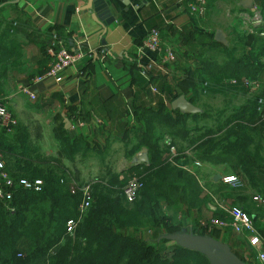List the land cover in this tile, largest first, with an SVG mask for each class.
<instances>
[{
	"label": "crops",
	"instance_id": "0c3cea01",
	"mask_svg": "<svg viewBox=\"0 0 264 264\" xmlns=\"http://www.w3.org/2000/svg\"><path fill=\"white\" fill-rule=\"evenodd\" d=\"M179 1L109 0L114 20L104 31L89 11H82L85 2L0 0V94L18 120V131L14 134L26 131L42 152L60 156L74 179L75 175L81 177L73 173L74 165L76 170L81 169L78 163L92 168L98 157L105 162L106 158L121 152L122 146L121 161L128 168L139 162L136 155L127 157L126 150L127 145L137 144L139 134L134 131L141 128V111L150 109L157 114L165 108L172 113L176 97L184 96L188 100L194 94L189 72L201 69L203 61H213L209 59L214 45L212 34L215 37L220 30L226 39L234 34V42L230 38L227 45H220L232 46L240 52L239 39L252 35L241 20L250 14L252 7L264 8V0L247 3L246 0H210L208 15L199 19ZM217 14L220 16L215 17ZM153 28L161 31L164 47L175 54L176 61L167 64L165 69L154 68L145 74L143 68L156 60V56L147 53L141 57L138 45ZM55 33L66 41L71 51H81L86 56L65 71L61 84L47 79L33 85L37 99L32 101L19 89L30 85L48 67L45 48ZM250 43H254V58L262 60L264 55L259 43L253 39ZM225 60L224 56L217 61L222 65ZM224 82L210 86V92L204 94L222 95L230 104L237 94L246 92L230 85L228 80ZM197 89L203 91L201 83ZM172 114L174 118L177 116ZM66 143L69 148L65 150ZM74 145L75 155L70 159L67 155ZM164 146L161 141L160 149ZM142 150L146 151L147 159V149ZM204 167L211 173L207 182L213 203L208 205H217L212 207L214 211L209 208L210 217L213 214L226 218L223 210L226 207L249 209L254 229L262 237L254 243L250 232L238 234L226 228L219 238H214L227 244L246 263L262 264L257 256L264 252V205L254 202L253 198L258 196L264 200V197L252 190L243 176L240 178L244 187L233 189L214 178L235 175L234 172L225 174L227 168L207 163Z\"/></svg>",
	"mask_w": 264,
	"mask_h": 264
},
{
	"label": "trees",
	"instance_id": "16d2710c",
	"mask_svg": "<svg viewBox=\"0 0 264 264\" xmlns=\"http://www.w3.org/2000/svg\"><path fill=\"white\" fill-rule=\"evenodd\" d=\"M252 39L259 43L264 55V38L246 36L243 41L239 39L240 52L223 47L226 60L222 65L217 60L203 61L201 69L189 72L194 94L188 100L193 105H197L201 95L207 94L197 89V84L208 82L210 86H220L231 78L264 75V58H254V43L249 44ZM211 40L214 45L221 46L215 41L214 34ZM47 46L45 56L48 61ZM135 67L138 69V63ZM173 112L177 115L175 118ZM172 113L165 108L157 114L150 109L141 111V128L134 131L139 134L137 144L127 145L126 155L131 157L146 148L147 162L128 168L130 176L127 179L109 173L110 179L98 180L93 186L92 206L81 219L74 236L67 234V221L78 217L81 196L71 193L72 172L59 158L42 154L40 146L30 139L26 131L15 135L19 126L12 134L0 129V150L13 178L35 180L42 176V171L37 173V177L25 175L22 168L26 162L53 169L41 179L44 183L42 191L17 190L10 201H0V264H209L200 253L165 240L158 242L161 235L158 239L140 237L137 227L141 223L137 215L141 208L132 209L131 205H124L123 200L128 202L124 188L132 177L139 178L143 184L138 191L139 205L147 204L151 211L149 195L153 190H160V184L153 181L150 173L154 169L157 177L162 178L165 172L171 171L168 170L172 166L171 157L164 156L169 148L171 151L176 146L164 142L161 150L163 136L159 131L169 127L172 138L181 137L195 152V159L213 167L223 166L235 175L243 176L251 189L264 197V118L256 109L255 97L240 109L233 108L230 114L226 112L228 115L223 120L218 119L214 127L191 128L189 118L194 115L179 110ZM64 147L65 150L69 148L67 143ZM75 148L76 145L68 158L73 159ZM164 176L168 178L171 175ZM119 191L123 197H116ZM243 211L250 216L249 209ZM216 218L226 219L221 215H216Z\"/></svg>",
	"mask_w": 264,
	"mask_h": 264
},
{
	"label": "rangeland",
	"instance_id": "374dc122",
	"mask_svg": "<svg viewBox=\"0 0 264 264\" xmlns=\"http://www.w3.org/2000/svg\"><path fill=\"white\" fill-rule=\"evenodd\" d=\"M219 17L220 15H215V17ZM224 17L226 14L223 15ZM236 36L234 34H230L229 38H231V41ZM238 40V39H237ZM238 44H240L238 42ZM241 45V44H240ZM232 46H230L231 48ZM232 49V48H231ZM224 51L225 49L223 46L219 45H213V49L210 53L211 60H222L224 58ZM261 72V71H259ZM258 73V72H257ZM259 76V77H258ZM255 79L256 81L261 80L262 81V87L260 89V94H264V75L259 74ZM246 90V89H245ZM247 92V93H246ZM246 92H242V94H237L234 98H232L230 104L226 103V100L223 99L222 95H201V100L197 103L195 106L199 112L192 113L194 115L193 117L189 118V127H196L201 128L202 127H214L215 122L218 119L223 120L222 118L230 114L231 109L233 108H241L242 106L246 105L250 99H253L255 97L252 91L246 90ZM189 97V96H188ZM193 105V104H192ZM228 109V114H226ZM225 111V113L223 112ZM183 113V112H182ZM201 113V114H200ZM191 114V113H189ZM196 130V133H198V130ZM160 134L163 136L161 139L163 142H171L175 144V152L177 155L176 158H173V154L170 151L168 154H166V158L172 157L173 160L170 159L171 165L168 167V170L171 169V171L165 172L162 176V178H158L157 174H155L156 170H152L150 173V177L153 179L154 182L160 184V190L158 191H151L150 198L152 199V203L149 207H151V211H149L147 204H140L139 205V194L133 202H126L123 200L124 205H131L132 209L141 208V212L137 215V220L141 223L139 227H137V232L139 233V236L145 239L152 238V239H158L160 235H164L167 233H172L173 231H180L182 229H186L187 231L192 230L195 234H201L211 237L219 238L221 235L222 230L220 228H207V225L209 224V221L213 218H216L215 215L212 214L210 217V211L209 208L213 210L212 207H217V205H208L209 203H213V199L210 195V188L208 185L209 181V173L208 168L204 167L205 163L202 162L199 159H195V152L192 150V148H189V145L182 140L181 137L172 138L171 136V129L169 127L167 128H160ZM170 146V145H169ZM40 152L44 155H47L48 157L52 156L53 154H47L44 150L42 152L40 147ZM122 153H123V146L121 148V152L114 153L109 158H106V161L104 162L103 158L102 161L100 157H98V161H95L92 163V168L84 165H80L78 163V167L81 168L80 170L77 169L74 165L73 173H79L81 177H78L75 175V180L80 183H88L90 181H98L101 178H108V176L114 175H122L124 179H127L130 176V173L128 171V164L125 161L122 160ZM187 155V156H185ZM60 158V156H58ZM104 158V159H105ZM61 161V160H60ZM196 161L201 162V166L194 167V163ZM26 162V161H25ZM169 162V160H168ZM182 163L184 165H190L193 166V171H195V174L188 173L182 166ZM24 167L22 168V172L25 173V175L30 177H37V173L42 171V176L36 178V179H42L44 176L48 175L51 171H53L52 168L40 164L36 165L32 162H26L24 163ZM71 165V164H69ZM220 169L225 167H219ZM69 169V168H68ZM91 169H93L94 173H91ZM99 170V174L97 173V170ZM219 169V171H220ZM226 169V168H225ZM70 170V169H69ZM109 170H113V172H110ZM207 170V171H206ZM228 170V169H227ZM228 171H223L225 174H227ZM120 172V173H118ZM205 172V173H204ZM110 173V174H109ZM108 175V176H107ZM164 175H171L168 178ZM30 179V178H26ZM114 177H112V180ZM31 180V179H30ZM220 180H222L220 178ZM147 186V185H146ZM120 192V191H119ZM116 197H123L121 192L117 193ZM94 198V196H93ZM138 202V203H137ZM92 206V205H91ZM90 206V208H91ZM238 207V206H235ZM240 208V207H238ZM241 209V208H240ZM242 210V209H241ZM214 211V210H213ZM88 213V211L85 213V215ZM83 216V218L85 217ZM249 216V215H248ZM251 217V216H249Z\"/></svg>",
	"mask_w": 264,
	"mask_h": 264
},
{
	"label": "built area",
	"instance_id": "2783aa9c",
	"mask_svg": "<svg viewBox=\"0 0 264 264\" xmlns=\"http://www.w3.org/2000/svg\"><path fill=\"white\" fill-rule=\"evenodd\" d=\"M209 1L210 0H180L179 2L186 7L187 11L192 16L203 19L209 13ZM243 20L245 27L249 29L252 35L264 38V8L262 9L258 6L252 7L250 14L244 17L241 21ZM138 46V52L141 57H144L147 53L156 56V60L149 61L144 67L145 74L154 68L165 69L167 64L176 61L175 54L172 51L165 49L161 31L158 28L151 29ZM101 52L107 54L105 50H102ZM46 54L48 58V67L45 71L40 76H36L32 79L30 85L20 87L19 89L21 94L27 95L32 101H36L37 99V95L32 90L33 85L42 83L47 79H51L55 83L61 84L64 80L65 71L86 56L81 51H71L67 46L66 41L56 33L52 36V39L47 46ZM89 56L92 55L89 54ZM262 63L264 65V59L262 60ZM228 83L234 87H240L256 94L254 95L256 99V109L259 115L264 118V94L259 95L262 87L261 80L256 81L253 78L242 77L228 79ZM202 88L205 93L210 88V83L204 82ZM17 127L18 120L7 107L5 98L0 94V129L7 134H12ZM171 153L173 154V158L179 156L175 152V147L171 148ZM136 156L139 161L137 163L147 162L145 150H141ZM173 158L171 157V160H173ZM182 166L188 173L195 174L193 166L184 165L183 163ZM195 166H201V162L196 161L194 163V167ZM221 179L225 185L233 189H241L245 185L242 179L235 175L225 176ZM70 181L71 193L73 195L81 196V202L78 207V217L67 221V234L69 236H74L81 219L93 203V186L98 183V181H90L88 183L80 184L75 181L72 176H70ZM43 185L44 183L41 179L30 180L22 178L18 180L13 178L7 169L4 154L0 150V201H10L13 198L14 192L17 190L40 192L42 191ZM141 188H143V184H141L140 179L132 177L124 188L126 199L129 202H133L137 198V193ZM253 201L264 205V200L258 196H255ZM223 210L227 214L226 219L222 220L219 218H213L209 221L207 228H231L238 234L250 232L254 235V243L262 238L255 231L251 217H249L243 210L238 207H226ZM257 260L264 264V252L257 256Z\"/></svg>",
	"mask_w": 264,
	"mask_h": 264
},
{
	"label": "water",
	"instance_id": "95a60500",
	"mask_svg": "<svg viewBox=\"0 0 264 264\" xmlns=\"http://www.w3.org/2000/svg\"><path fill=\"white\" fill-rule=\"evenodd\" d=\"M67 1H81L86 5L82 11H89L92 18L99 23L104 31H107L108 25L113 22L112 11L109 0H67ZM248 0L245 1L247 3ZM215 41L222 45H227V39L224 32L218 30L215 33ZM174 110H179L184 113H197L198 109L192 105L184 96H180L172 104ZM139 164V163H136ZM220 176H215V181L220 180ZM161 240L174 243L181 248L200 253L208 260L209 264H248L239 257H237L230 247L212 237L197 235L192 230L187 231L182 229L179 232L167 233L161 235L158 242Z\"/></svg>",
	"mask_w": 264,
	"mask_h": 264
}]
</instances>
